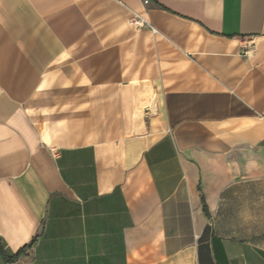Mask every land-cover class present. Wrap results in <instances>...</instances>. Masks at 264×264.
I'll return each mask as SVG.
<instances>
[{
    "label": "crops",
    "instance_id": "obj_1",
    "mask_svg": "<svg viewBox=\"0 0 264 264\" xmlns=\"http://www.w3.org/2000/svg\"><path fill=\"white\" fill-rule=\"evenodd\" d=\"M147 1L0 0L5 264H264V0Z\"/></svg>",
    "mask_w": 264,
    "mask_h": 264
},
{
    "label": "built area",
    "instance_id": "obj_2",
    "mask_svg": "<svg viewBox=\"0 0 264 264\" xmlns=\"http://www.w3.org/2000/svg\"><path fill=\"white\" fill-rule=\"evenodd\" d=\"M144 3L147 4L148 1L144 0ZM130 24L134 27H143L144 25H146V23L143 21V19L137 15H134L131 19H130ZM244 50V55H247L249 53L253 52V45L251 44V42L245 44V46L243 47Z\"/></svg>",
    "mask_w": 264,
    "mask_h": 264
},
{
    "label": "water",
    "instance_id": "obj_3",
    "mask_svg": "<svg viewBox=\"0 0 264 264\" xmlns=\"http://www.w3.org/2000/svg\"><path fill=\"white\" fill-rule=\"evenodd\" d=\"M0 264H5L3 259H2V257H1V255H0Z\"/></svg>",
    "mask_w": 264,
    "mask_h": 264
},
{
    "label": "trees",
    "instance_id": "obj_4",
    "mask_svg": "<svg viewBox=\"0 0 264 264\" xmlns=\"http://www.w3.org/2000/svg\"><path fill=\"white\" fill-rule=\"evenodd\" d=\"M20 255V253L16 256V258Z\"/></svg>",
    "mask_w": 264,
    "mask_h": 264
}]
</instances>
